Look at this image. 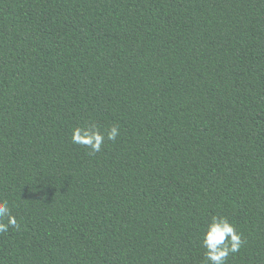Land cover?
<instances>
[{
  "label": "trees",
  "instance_id": "16d2710c",
  "mask_svg": "<svg viewBox=\"0 0 264 264\" xmlns=\"http://www.w3.org/2000/svg\"><path fill=\"white\" fill-rule=\"evenodd\" d=\"M4 200L0 264H264V0H0Z\"/></svg>",
  "mask_w": 264,
  "mask_h": 264
},
{
  "label": "clouds",
  "instance_id": "9594fccd",
  "mask_svg": "<svg viewBox=\"0 0 264 264\" xmlns=\"http://www.w3.org/2000/svg\"><path fill=\"white\" fill-rule=\"evenodd\" d=\"M118 135L116 125L101 132L94 122H87L73 128L72 143L81 144L94 154L101 151L105 139L114 141ZM9 227L18 230L19 224L12 215L9 202L0 201V233L8 232ZM200 243L205 250L207 264H226L229 255L239 251L243 240L227 216H211L203 228Z\"/></svg>",
  "mask_w": 264,
  "mask_h": 264
}]
</instances>
